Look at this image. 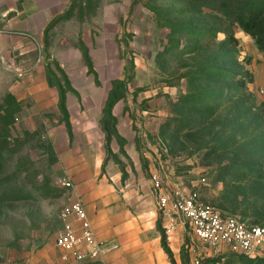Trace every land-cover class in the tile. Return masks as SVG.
<instances>
[{
	"label": "rangeland",
	"instance_id": "rangeland-1",
	"mask_svg": "<svg viewBox=\"0 0 264 264\" xmlns=\"http://www.w3.org/2000/svg\"><path fill=\"white\" fill-rule=\"evenodd\" d=\"M197 9L185 0H67L37 31L0 28V264H66L55 242L63 225L61 211L82 198L80 190L88 182L117 178L124 199L139 197L150 191V175L157 170L172 184L198 183L202 197L224 211L242 214L247 208L239 199L251 197L257 183L246 179L227 186L218 177L221 166L235 157L233 148L209 155L198 150L211 136L207 124L197 123L179 135L166 129L170 118L189 111L178 103L186 91L182 75L197 59L167 51L168 32L171 22H198L201 15L192 11ZM236 34L239 62L243 69L255 66L257 74L251 96L243 101L254 112L262 101L256 88L264 81V53L238 26ZM120 81L126 86L118 92L113 113L126 140L113 134L114 154L103 171V111ZM60 87L68 117L59 105ZM226 112L222 108L219 115ZM108 126L112 131V120ZM258 143L264 145L263 136ZM254 158L264 160V154ZM156 224L160 230L158 219ZM183 236L190 239L188 231ZM154 238L150 233L147 239L152 261L140 264L159 262ZM172 242L180 258L182 244ZM238 255L208 249L200 264H246ZM120 262L105 258L97 264Z\"/></svg>",
	"mask_w": 264,
	"mask_h": 264
},
{
	"label": "trees",
	"instance_id": "trees-1",
	"mask_svg": "<svg viewBox=\"0 0 264 264\" xmlns=\"http://www.w3.org/2000/svg\"><path fill=\"white\" fill-rule=\"evenodd\" d=\"M185 1L199 6V9L192 11L201 15L198 22L202 24L192 18L186 22H171V29L168 32L171 47H168L167 51L181 57L193 55L197 59L191 66L185 68L182 75L186 78V91L181 94L178 103L189 111L170 118L166 129L179 135L195 127L197 123L201 126L207 124V128L212 132L211 136L198 146V150L205 149L204 154L209 155L226 147L233 148L235 157L221 166V170H224L218 177L227 186L230 184L238 186L246 179L257 183L258 188L251 197L247 195L238 198L247 208L242 209L243 215L237 214L248 223L264 224V160L254 158L264 154V145L258 143L261 136L264 138V102H259L258 110L254 112L251 106L243 102L252 94L249 87L255 79V74L249 68L243 69L236 46L239 39L236 34L238 26L253 38L258 49L264 53V0ZM220 33H224L223 39H219ZM86 57L91 64L88 53ZM123 86H126L125 81L117 83L103 111L102 126L107 152L102 164L103 171L109 155L114 154L111 146L113 134L122 142L126 140L116 128L117 118L113 113L114 104L119 97L118 92ZM245 90H248V93ZM59 105L68 117L66 92L62 87L59 89ZM222 108L227 111L224 117L219 115ZM258 116H262L263 123L259 122ZM109 120H112L113 133L108 126ZM69 123L67 120L70 126ZM122 171L123 175H127L124 167ZM247 199L252 201L246 202ZM162 222L159 211L158 226L161 227L162 246L168 253L171 264H177ZM189 240L185 239V242ZM180 254L183 263L188 264L189 253L185 245H182ZM238 254L243 263L264 264V252L255 256Z\"/></svg>",
	"mask_w": 264,
	"mask_h": 264
},
{
	"label": "built area",
	"instance_id": "built-area-1",
	"mask_svg": "<svg viewBox=\"0 0 264 264\" xmlns=\"http://www.w3.org/2000/svg\"><path fill=\"white\" fill-rule=\"evenodd\" d=\"M264 102V86L256 88ZM71 185L70 181H65ZM152 192L162 215V225L168 238L179 236L185 245L190 264H200L208 249L224 253L255 256L264 252V224L248 223L241 215L222 210L202 197L198 183L188 187L183 182L172 184L160 171L150 175ZM63 225L56 236L61 259L66 264H92L117 249L119 243L98 238L81 199L65 205L61 211ZM183 230L190 240L185 242ZM177 264H184L181 259Z\"/></svg>",
	"mask_w": 264,
	"mask_h": 264
},
{
	"label": "crops",
	"instance_id": "crops-1",
	"mask_svg": "<svg viewBox=\"0 0 264 264\" xmlns=\"http://www.w3.org/2000/svg\"><path fill=\"white\" fill-rule=\"evenodd\" d=\"M66 2L67 0H0V28H5L11 33L37 31L49 21L54 12L66 5ZM18 40L24 39L20 36ZM255 58L258 61L256 55ZM253 71L256 80L255 66ZM259 85L264 86V81ZM117 177L120 179V174ZM116 179H113V183L88 182L85 183L83 191L80 190L82 198L79 199L84 202L98 238L119 243L117 249L107 253L100 260L117 258L121 264H140V260L152 261L153 251L147 242L149 234L152 233L154 240L159 244L156 246L160 256L157 264H169L168 253L160 241L162 233L156 224L159 208L152 192V185L149 192L139 197L128 196L124 199L121 191L115 186ZM156 228L157 233L154 232ZM173 239L179 241L181 245L178 235L170 237L169 244L174 246ZM174 254L177 260L181 259L177 257L176 252Z\"/></svg>",
	"mask_w": 264,
	"mask_h": 264
}]
</instances>
